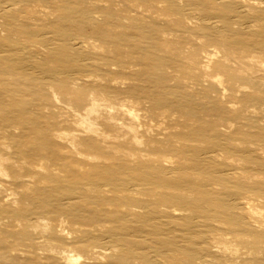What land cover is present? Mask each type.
<instances>
[{
    "label": "bare ground",
    "instance_id": "1",
    "mask_svg": "<svg viewBox=\"0 0 264 264\" xmlns=\"http://www.w3.org/2000/svg\"><path fill=\"white\" fill-rule=\"evenodd\" d=\"M190 1L173 9L170 0H0V57L14 55L18 68L31 73L22 91L56 118V127L42 133L37 123L10 124L12 115L0 110L3 146L17 149H0V264H264V221L252 217L261 215L256 202L264 198V181H243L219 167L211 150L179 146L178 134L166 133L201 125L207 130L198 138L219 151L264 161L256 147L264 140L247 138L264 136V0ZM238 35L240 51L227 52L223 44L233 45ZM14 36L41 43L12 49ZM148 49L153 54L145 56ZM100 52L108 57H88ZM35 59L45 70L26 64ZM147 61L165 68L146 74L149 80L192 92L182 107L204 100L207 110L167 113L165 102L135 96L142 89L137 65ZM119 115L127 121L117 123ZM120 135L132 163L123 168L138 176L100 180L114 154L102 157L94 143L114 150ZM170 151L195 165L180 164ZM190 171L200 176L188 179ZM35 178L57 182L62 197L30 212ZM140 186L149 198L96 194H136ZM103 201L134 210L89 207ZM117 219L125 227L107 225Z\"/></svg>",
    "mask_w": 264,
    "mask_h": 264
},
{
    "label": "rangeland",
    "instance_id": "2",
    "mask_svg": "<svg viewBox=\"0 0 264 264\" xmlns=\"http://www.w3.org/2000/svg\"><path fill=\"white\" fill-rule=\"evenodd\" d=\"M173 4H175V6L173 7V9H177L179 8L180 5L183 6V9L188 8L191 6L192 2L190 0H170ZM162 5V4H159ZM190 5V6H189ZM183 11V10H182ZM192 13V12H191ZM178 15H174L173 17H176ZM193 20V19H191ZM173 26V24L171 25ZM243 38L241 36H237L232 40L233 45H229V44H223V48L227 51V52H231L233 51H240L241 47H242V42ZM41 43L40 40L32 38L31 40L28 38H23V40L21 41V43L18 41L17 38L12 37V39L10 41H8L7 45L10 46L12 49L13 48H22L24 45H33V44H38ZM144 45V44H143ZM152 49H148V53L146 52L145 56L148 55H152L153 54ZM151 53V54H150ZM102 56H106L108 57V52L105 54L100 53H92L89 54L88 57L89 58H102ZM15 57L14 55L12 56L11 54H6L3 55L2 57H0V110H3L5 113L7 114H11V118L9 119L10 124L12 125H19L22 127L25 126V123H37L39 125V131L42 133H46L50 130V127L55 128L56 127V118H53L52 116L47 114V109H41L38 108L40 101H37L35 99H33V97L26 93H24L22 91V86L20 85V82L24 81V82H29L31 81V73H27L24 70H21L18 68V63L15 61ZM237 60V57L232 58V60L234 61ZM163 63L164 62H150L147 61L145 63H139L137 65V70H141L142 71V75L140 77L137 78V82L140 84L139 87H142V91L140 90L139 92L135 93V96H142L144 98H146V100H148V102H146V104H155V102L157 100H160L162 102H165V104L169 105V108H165L161 107L162 109H164L163 111H166L167 113H171L170 110H172L173 108H175L176 110L180 111V112H191L193 114H197L198 110H207L208 104L206 103V101L203 100V102H198V103H191L192 108H188V104L190 103L188 100V96L192 94V92L189 91H185L182 89H176V88H171L168 85L171 84V82H159V83H155L154 82V78L149 80L148 76L146 74H149L150 77L154 76L155 73L161 74L162 72H164V67H163ZM26 64H33V66L38 69V70H45V67H47L46 64H44L42 61L40 60H29L28 63ZM229 64L232 66V63L229 62ZM162 65V66H161ZM164 68V69H163ZM87 79H92V75L90 77H87ZM86 83V82H85ZM87 83H91L90 81L87 80ZM86 83V84H87ZM161 84H163L162 86H160ZM90 85V84H89ZM177 95V96H176ZM172 101H176L177 103H179V105H172L170 104V102ZM188 105L187 107H182L181 105ZM27 111V112H26ZM247 113L251 114L254 112L253 109L250 110H246ZM259 110H255L254 113H258ZM253 113V114H254ZM178 113H175L174 116H178ZM8 117H5V119L7 120ZM119 121V122H117ZM125 122L127 121L126 118H124L122 115L118 116V119L116 120L117 123L120 122ZM7 124V121H4V125ZM201 125H192V127H188V129H183L179 126H173L172 128H168V130L166 131V133H177V137L178 140L176 142V144H178L179 146L181 144H183L186 148H190V147H194V146H198L200 148H207L209 150H211V155L214 157V159H216L219 167H225L228 170H233L234 173L238 176H246L244 178H242L243 181L246 182H251L254 179L256 180H262L264 181V161H262V163L256 165V164H251L249 161H247L246 159L240 158V156L238 155H230L226 152L223 151H219L217 147H215L213 145V143L211 142L210 139H199L197 136L198 130L199 131H204L207 130V128H201ZM113 133H119L121 130L119 127L116 128H112ZM36 132V131H32L33 134L37 135L38 133L41 134L40 132ZM120 134V133H119ZM121 137H123L122 135L116 138H113V146H114V150L110 149V150H106V147L104 146H100L99 144H95V152L99 153L100 155H102V157H110V155L114 154V158L112 159V162H114L113 164H110V166L108 168H105V171H103L101 173V175H99V178H101L100 180H104V179H108L111 177H115L116 179H120V178H130V177H136L138 176L135 172H131V171H127L124 170L123 166L128 168L129 166H132V163L130 161V157H128L127 155V150H128V146L125 145L122 141H120L119 139H121ZM248 139H259V140H264V136L260 135V136H248ZM7 139L5 138H0V149L2 150L3 153H6L7 150L8 152H12L14 153L15 151H17V149L13 150H9L6 149L3 144L4 142H6ZM16 141V140H15ZM13 141V142H15ZM223 143H228L226 140L222 141ZM231 145L236 146V144L233 142L231 143ZM240 145V144H238ZM242 145L246 146L247 144L242 143ZM258 148H261V150H264V145L263 144H258V146H256ZM0 150V152H1ZM171 152V151H170ZM15 154V153H14ZM171 154L174 156L173 159L177 160L178 162H180V164L182 163H189L190 165H195L193 164L192 160H185L184 158L187 159V157L180 155L179 153L172 151ZM92 161L95 162V160L93 159ZM221 165V166H220ZM246 168V169H245ZM236 171V172H235ZM238 171V172H237ZM125 173L126 175H123L122 173ZM185 177H187L188 179L193 178V177H199L200 175H197L195 172L190 171L187 172L186 174H184ZM250 177V178H247ZM201 178V177H200ZM207 178V177H206ZM206 178H202L204 180H206ZM36 183L34 185H32V188L35 187V194L33 195V201L34 204L36 205V207H34L33 209H29L30 212H35V210H43L44 208L48 207L49 208V204L47 205L46 202L44 201H48V199L54 198V197H62V194L59 193L58 191H55L54 189H59L60 185L55 182L52 179H48V180H41L40 178H35ZM142 187H138V190L136 191V194L130 191H125V190H120V189H116V190H111V192H107V191H97L96 194H100V195H104L106 197H109L111 195L116 194L117 197H126L127 195H132V196H136L138 198H149V196H147V194H144L142 191L143 189H141ZM219 190L223 191V192H228L229 187H226L224 185H218ZM160 191H168L171 189H159ZM158 191V190H157ZM172 191V190H171ZM184 192V191H183ZM90 194H95L94 191H90ZM197 196V194H195V192H190L189 196ZM259 201V200H258ZM256 202L257 205L260 207V217L257 215L252 216L253 219H263L264 221V198L260 199V202ZM46 203V204H45ZM89 207L91 208H98L101 210H117L118 213H128V212H132L134 210V208H130L127 205H123V203H118V204H109L105 201L101 202L100 204H89ZM141 211V210H139ZM34 217H38V219L40 218L39 214H34ZM119 225V228H121L124 225H121V222H118L117 219V223H109L107 225ZM125 227V226H124ZM132 228H137L135 225H131ZM226 227V226H225ZM229 227L231 229L235 228L234 225H229ZM147 226L141 227L140 229H147ZM232 234L228 233L225 235V237L228 238H232L231 237ZM109 251V250H108ZM108 251H106L108 253ZM123 259H126L127 263L129 262H133L132 258H125V256L122 257Z\"/></svg>",
    "mask_w": 264,
    "mask_h": 264
}]
</instances>
